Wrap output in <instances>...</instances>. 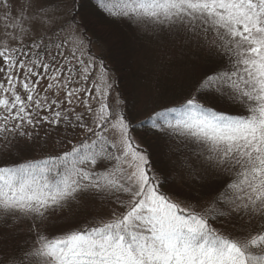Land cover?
I'll use <instances>...</instances> for the list:
<instances>
[{
    "label": "snow or ice",
    "instance_id": "snow-or-ice-1",
    "mask_svg": "<svg viewBox=\"0 0 264 264\" xmlns=\"http://www.w3.org/2000/svg\"><path fill=\"white\" fill-rule=\"evenodd\" d=\"M94 7L181 99L147 117L154 161L100 25L76 0H0V264H264V0Z\"/></svg>",
    "mask_w": 264,
    "mask_h": 264
},
{
    "label": "trees",
    "instance_id": "trees-1",
    "mask_svg": "<svg viewBox=\"0 0 264 264\" xmlns=\"http://www.w3.org/2000/svg\"><path fill=\"white\" fill-rule=\"evenodd\" d=\"M94 5L95 0H76V10L80 11L84 15H88L100 25V28L98 29L99 43H104L107 46V53L103 57L105 58L108 66L115 73V88L121 96L124 110L133 125L132 133L141 139L143 147L148 149V151L153 155V160L157 161L164 137H162L160 133L151 129L150 124L147 122L148 116L136 121L132 116L131 92L132 87L134 86L136 69L134 39L125 29L123 22L110 21L106 19L105 16L96 7H94ZM89 35H92V33L89 32ZM174 104L175 103H169L159 109L157 108V110H161L164 107L172 106ZM214 106L227 109L233 113L239 111V109L235 106H229L223 102H216ZM179 142V140L174 141L176 144H179ZM30 155L39 156V148L32 151ZM27 227V225L24 226V236L29 235L27 233ZM24 236H22L21 239H23Z\"/></svg>",
    "mask_w": 264,
    "mask_h": 264
},
{
    "label": "rangeland",
    "instance_id": "rangeland-1",
    "mask_svg": "<svg viewBox=\"0 0 264 264\" xmlns=\"http://www.w3.org/2000/svg\"><path fill=\"white\" fill-rule=\"evenodd\" d=\"M125 29L132 35L134 39V55H135V76L134 86L132 87V116L133 119L141 120L146 116H149L153 109L157 110L160 107L169 103H176L181 99V91L178 87H175L170 80L165 81L161 78L160 82L154 83V77L152 75V68L149 64L138 55L143 45L146 43L144 38L135 31L128 24L123 23ZM98 55H106L107 46L104 43H99L97 48L93 49ZM115 77V73L111 72ZM118 94V92H116ZM119 95V94H118ZM134 137L142 144L141 139L132 133Z\"/></svg>",
    "mask_w": 264,
    "mask_h": 264
}]
</instances>
